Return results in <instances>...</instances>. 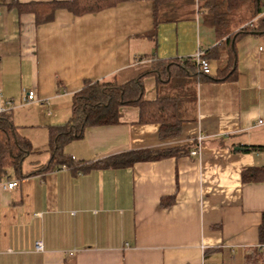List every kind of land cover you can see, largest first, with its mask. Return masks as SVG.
Returning a JSON list of instances; mask_svg holds the SVG:
<instances>
[{"label": "crops", "instance_id": "1", "mask_svg": "<svg viewBox=\"0 0 264 264\" xmlns=\"http://www.w3.org/2000/svg\"><path fill=\"white\" fill-rule=\"evenodd\" d=\"M52 1L68 0L0 6V113L12 114L33 147L22 164L26 177L14 169L0 177V264H246L260 246L264 213V181L242 179L244 170L264 166V33L235 43V79L196 85L191 120L179 136L161 139L158 124H140L139 109L126 106L118 125L89 127L64 149L96 161L130 150L191 151L204 136L198 155L42 172L50 129L71 118L73 95L86 81L126 83L154 59L191 58L220 43L201 14L154 30L153 0L81 16L59 9L42 25L10 6ZM220 62L224 56L209 61L211 74ZM29 91L37 101L26 102ZM144 91L146 101L156 99L154 77L144 79ZM10 182L18 187L8 189ZM173 196L163 208L162 199Z\"/></svg>", "mask_w": 264, "mask_h": 264}, {"label": "trees", "instance_id": "2", "mask_svg": "<svg viewBox=\"0 0 264 264\" xmlns=\"http://www.w3.org/2000/svg\"><path fill=\"white\" fill-rule=\"evenodd\" d=\"M124 0H68L52 2H14L10 6L20 13L35 16L36 24L53 21L56 11L65 9L81 16L114 7ZM4 0H0V6ZM154 30L162 23H173L194 18L201 14L204 23L215 29L220 43L214 52L204 53V58L221 60L216 75L205 74L191 58L177 60H152L149 69L137 78L119 83L116 80L90 82L72 98V116L62 125L50 129V161L41 171H56L67 168L74 173H87L96 169L128 168L136 163L154 162L179 155L190 154V148L164 150H130L96 161L77 160L65 153V147L82 139L89 127L116 126L120 123L121 109L134 106L139 109L140 124H158L161 139L179 136L183 124L191 120L190 114L196 102L195 87L200 82H222L236 78L237 57L235 43L246 35L264 33V0H153ZM252 25H250V23ZM140 60L143 57L139 58ZM144 59H147L144 57ZM223 59V58H222ZM156 79V99L144 98V79ZM11 113H0V177L14 169L19 178L22 164L32 153L31 142L22 137ZM258 148L247 147V150ZM244 182L264 181V166L242 172ZM175 197L163 198L161 206L168 208ZM260 246L246 256V264H264V213L259 228Z\"/></svg>", "mask_w": 264, "mask_h": 264}, {"label": "built area", "instance_id": "3", "mask_svg": "<svg viewBox=\"0 0 264 264\" xmlns=\"http://www.w3.org/2000/svg\"><path fill=\"white\" fill-rule=\"evenodd\" d=\"M252 23L253 22H251L250 25H252ZM191 59H192V61L196 62V64L203 70V72L205 74H209L210 73V71H211L210 64L204 58V52L203 51H198L193 57H191ZM35 101H37L35 92L34 91L27 92V94H26V102L27 103H32V102H35ZM48 114H51L49 109H48ZM259 123L262 124L263 122L260 121ZM203 139H204V136H200V137L197 138L196 144H195V148L193 150H191V152H190L191 156H196V155L199 154V150H200V147L202 145ZM16 187H18V183L17 182H10L7 185L8 189H14ZM36 247H37L38 250H41L42 249V244L38 243Z\"/></svg>", "mask_w": 264, "mask_h": 264}]
</instances>
